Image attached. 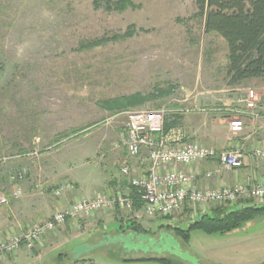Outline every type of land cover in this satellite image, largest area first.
Returning a JSON list of instances; mask_svg holds the SVG:
<instances>
[{
    "label": "rangeland",
    "instance_id": "1",
    "mask_svg": "<svg viewBox=\"0 0 264 264\" xmlns=\"http://www.w3.org/2000/svg\"><path fill=\"white\" fill-rule=\"evenodd\" d=\"M227 54L222 37L204 32L195 0H0V192L9 197L8 207L0 209V231L15 219H47L71 198L130 194L120 171L126 153L115 145L125 131L126 110L165 106L171 111L164 131L172 136L214 148L223 137L239 144L243 156L264 150V77L229 84ZM249 90L257 118L239 113ZM135 95L144 101L128 102ZM235 116L244 120L238 133L228 128ZM127 160L131 174L142 171L136 157ZM251 160L256 166L243 181L249 185L264 181V158ZM111 178L126 188L104 186ZM67 182L68 189L52 194ZM14 189H20L17 198ZM237 202L228 207L264 205V199ZM217 206L147 216L135 202L104 212L102 227L91 233L88 216L81 215L46 233L32 249L21 248L18 264H162L116 262L106 258V248L86 250L73 261L70 251L120 233L130 221L150 234L165 231L161 224L186 228ZM177 239L197 264H264V213L226 233L193 229L187 242ZM113 250L120 257L175 259L166 252Z\"/></svg>",
    "mask_w": 264,
    "mask_h": 264
},
{
    "label": "built area",
    "instance_id": "2",
    "mask_svg": "<svg viewBox=\"0 0 264 264\" xmlns=\"http://www.w3.org/2000/svg\"><path fill=\"white\" fill-rule=\"evenodd\" d=\"M253 91L249 90L245 108L239 111L243 116H257ZM171 109L165 106L151 109H132L123 111L125 131L119 142L126 153L121 163V174L127 177V186L133 191L130 194L116 192L111 195H97L79 198L64 208L55 209L42 221L30 222L19 232H6L0 237V260L19 248L32 249L42 236L63 225L68 220L98 210H115L130 208L138 202L140 210L147 216H172L181 213L185 208L198 207L203 210L211 205H227L245 199L261 201L264 199V181L255 184L235 183L222 186H196L197 175L183 167L192 164L215 160L225 170H237L244 166L243 153L238 147L228 150H217L214 147L197 141H185L179 136L164 131V122ZM228 122L229 131L240 132L244 127L242 117ZM251 158H264V150L256 149ZM136 157L143 166L138 174H131L128 160ZM214 172L207 170L204 177H211ZM10 175L9 181L20 178ZM38 187L39 185L36 184ZM69 183H62L52 189V194L59 196L68 189ZM12 196H20V189H14ZM9 204V197L0 192V206ZM202 211V210H201Z\"/></svg>",
    "mask_w": 264,
    "mask_h": 264
},
{
    "label": "trees",
    "instance_id": "3",
    "mask_svg": "<svg viewBox=\"0 0 264 264\" xmlns=\"http://www.w3.org/2000/svg\"><path fill=\"white\" fill-rule=\"evenodd\" d=\"M196 7L203 17V29L205 33H215L222 37L228 48L226 76L229 84H238L249 78L264 77V0H195ZM144 101L140 95L133 96L130 103ZM167 123L164 122L166 128ZM232 206V205H231ZM264 213V205H245L228 207L218 205L209 212L201 214L191 221L186 228L180 226L171 227L164 225L165 231L171 232L177 239L188 241L190 231L201 229L205 232L226 233L239 228L254 216ZM160 226V225H159ZM116 231L120 233H147L142 226L130 221L125 228L120 227ZM178 240V239H177ZM97 242V241H96ZM114 245L105 244L96 249H105L107 259L116 262L151 261L157 260L162 264H180L182 261L175 255L170 257H120L118 251L113 250ZM112 246V247H111ZM118 249V248H117ZM71 254V253H70ZM73 257V256H72ZM79 261V259H72ZM189 263V262H187ZM191 264V263H189Z\"/></svg>",
    "mask_w": 264,
    "mask_h": 264
},
{
    "label": "crops",
    "instance_id": "4",
    "mask_svg": "<svg viewBox=\"0 0 264 264\" xmlns=\"http://www.w3.org/2000/svg\"><path fill=\"white\" fill-rule=\"evenodd\" d=\"M239 111H242V110H239ZM258 115H259V113H258ZM257 116H256V118H257ZM230 141L231 142H228V141L224 140L223 137H220L219 141H217V140L214 141V143L216 145L215 148L218 149V150H222V149H230V148H236V147L239 148L240 147L239 144L236 143L237 145H233L232 140H230ZM243 151H244V149H243ZM249 151L250 150H248V152ZM248 152L244 151V153H246L244 156L246 158L247 165H249V167H245L244 166L240 170L237 169L238 171L237 170H231V171L229 170L228 171V170H225V169L222 170L221 169L222 167L220 165H218L215 160L201 161V162L192 164L190 166H185L183 168L185 170H192L197 175L196 186H198V187H204V186H214L215 187V186H222V185H233L235 183L243 182L244 180H247L248 175L250 174V170L249 169H251L253 167V165L256 166L254 161L251 160V158H250L251 157L250 156L251 152L249 154H248ZM136 164H137L136 169L139 170V172L141 171L140 169L143 170V166H141L139 161L136 162ZM207 170L213 171L214 173L212 174L211 177L205 178L204 177V173ZM261 171L264 174V163H263V166L261 167ZM123 184H124L123 182H121V184H120L118 182V179L116 180V178H111L108 181L104 180V183H103L104 186H106V185H108L107 187L111 186L109 189H112L113 187H121V188L125 187L126 188L125 184L124 185ZM112 185H114V186L112 187ZM91 194H92V192L89 194V196ZM77 198H79V197H77ZM74 200H75L74 198H71L70 201L68 200V202H66L67 204L65 202H62V206H57V207L64 208V207L68 206L69 204H71ZM243 206H245V205H243ZM4 207H8V206L7 205L0 206V209H2ZM104 212L106 213V210H102L101 212H99V211L96 212L97 215H96V213H90V214H87V215H82V216H85V217L88 216L87 219L89 221V226H90L89 232L90 233H91V231H94L96 228L99 229V228L102 227L101 220L103 219L104 216H108L107 214H104ZM11 215L13 217H16L13 212H11ZM112 221H113V223L115 222L114 220H112ZM30 222H34V220L22 219V221L17 222L16 219H15L14 221H12L11 224H8L7 226H5L3 228L2 231H0V237L3 236L6 232H9V231L13 232V233L14 232H19L26 226V224H28ZM16 224H18L17 227H16ZM70 224L76 226L75 222L71 221ZM0 226H2L1 223H0ZM21 252H22L21 248H19L18 251H16V253H14L15 255L6 256L3 259H1L0 260V264H10V263L11 264H18V261H20V258L22 257L21 256L22 255Z\"/></svg>",
    "mask_w": 264,
    "mask_h": 264
},
{
    "label": "water",
    "instance_id": "5",
    "mask_svg": "<svg viewBox=\"0 0 264 264\" xmlns=\"http://www.w3.org/2000/svg\"><path fill=\"white\" fill-rule=\"evenodd\" d=\"M119 243L124 251L130 250L142 251V252H153L156 254L168 253L175 255L181 260L187 261L191 264H197V258L186 250L182 249L179 241L169 232L160 231L158 236L155 238L147 233H117L114 235L106 234L102 236L101 240H98L94 244L80 243L73 247L70 251L74 259H77L83 252L94 250L105 244H116Z\"/></svg>",
    "mask_w": 264,
    "mask_h": 264
},
{
    "label": "flooded vegetation",
    "instance_id": "6",
    "mask_svg": "<svg viewBox=\"0 0 264 264\" xmlns=\"http://www.w3.org/2000/svg\"><path fill=\"white\" fill-rule=\"evenodd\" d=\"M157 236H158V235H157ZM157 236H156V237H157ZM153 237H155V236H153ZM156 237H155V238H156Z\"/></svg>",
    "mask_w": 264,
    "mask_h": 264
}]
</instances>
